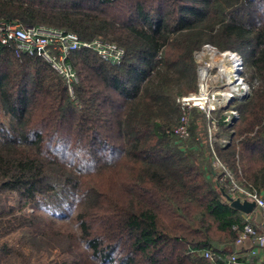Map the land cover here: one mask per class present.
Returning a JSON list of instances; mask_svg holds the SVG:
<instances>
[{"label":"trees","instance_id":"obj_1","mask_svg":"<svg viewBox=\"0 0 264 264\" xmlns=\"http://www.w3.org/2000/svg\"><path fill=\"white\" fill-rule=\"evenodd\" d=\"M14 24L123 54L71 52L70 94L46 61L0 46V264H226L247 224L264 233L257 209L225 203L207 135L213 120L234 182L264 194V0H0V26ZM206 44L242 57L250 92L231 124L193 110L181 141L177 99ZM246 246L237 264H264Z\"/></svg>","mask_w":264,"mask_h":264},{"label":"built area","instance_id":"obj_2","mask_svg":"<svg viewBox=\"0 0 264 264\" xmlns=\"http://www.w3.org/2000/svg\"><path fill=\"white\" fill-rule=\"evenodd\" d=\"M14 44L19 53L37 57L46 61L50 67L63 79L67 90L72 94L77 77L67 57L71 52L88 49L98 56L118 62L122 58V50L100 40L82 41L72 33L48 29L42 26L22 27L19 24L0 26V46ZM197 64V89L194 93L177 99L180 109L178 124L172 134L181 141L190 136V115L193 110L198 111L210 120L212 114L219 109H228L224 121L231 124L238 118L235 109H229L231 102L241 100L249 95L250 87L243 77L242 57L234 51H219L211 45H204L194 54ZM215 122L211 120L207 127V135L212 156V172L220 181H230L229 192L232 197H241L252 201L256 205L264 221V194H258L237 185L226 164L216 155L212 147ZM222 145L227 144L221 140ZM252 238L256 248L251 256L260 254L264 250V233L257 236L254 228L247 224L238 235L233 251L226 264H237L241 248ZM210 258L208 253L204 255ZM249 264V263H244Z\"/></svg>","mask_w":264,"mask_h":264},{"label":"water","instance_id":"obj_3","mask_svg":"<svg viewBox=\"0 0 264 264\" xmlns=\"http://www.w3.org/2000/svg\"><path fill=\"white\" fill-rule=\"evenodd\" d=\"M219 192L221 193L226 204H228L232 209L237 210L245 216H251L256 210V205L252 201H248L247 199L241 197H232L230 194L226 193L222 188H219ZM256 221H258L264 228V221L259 213L257 214ZM223 250H226L227 252L231 253L233 251V246H224Z\"/></svg>","mask_w":264,"mask_h":264},{"label":"crops","instance_id":"obj_4","mask_svg":"<svg viewBox=\"0 0 264 264\" xmlns=\"http://www.w3.org/2000/svg\"><path fill=\"white\" fill-rule=\"evenodd\" d=\"M246 248H247V246L246 247H243V249L240 251V253H242V255H243V253H246ZM263 260H264V258H263ZM262 263H264V262H262Z\"/></svg>","mask_w":264,"mask_h":264}]
</instances>
